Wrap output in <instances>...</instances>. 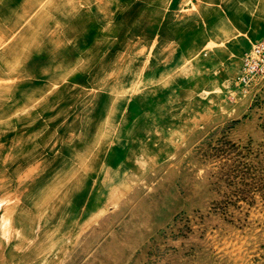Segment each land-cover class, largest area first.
<instances>
[{"label": "rangeland", "instance_id": "obj_1", "mask_svg": "<svg viewBox=\"0 0 264 264\" xmlns=\"http://www.w3.org/2000/svg\"><path fill=\"white\" fill-rule=\"evenodd\" d=\"M15 1L0 0V82L26 85L35 35L29 21L38 11L40 22L45 7L18 8L15 16ZM197 10L180 9L188 16ZM241 11L253 21L247 31L184 61L181 84L166 82L167 95H153L146 119L120 118L129 101L142 102V86L97 89L115 93L108 112L120 116L103 121L96 151L87 120L58 125L65 135L38 136L47 149L37 151L25 145L30 136H14L36 120L0 121L13 134L0 151V264H264V68L239 81L245 55L264 40V6ZM144 58L119 55L118 79L127 80L132 63ZM18 90L0 87L6 114H14ZM24 90L22 113L57 106L44 104L56 88ZM65 90L80 113L97 95ZM47 122L54 121L42 126L51 127ZM115 143L128 153L108 167Z\"/></svg>", "mask_w": 264, "mask_h": 264}, {"label": "crops", "instance_id": "obj_2", "mask_svg": "<svg viewBox=\"0 0 264 264\" xmlns=\"http://www.w3.org/2000/svg\"><path fill=\"white\" fill-rule=\"evenodd\" d=\"M40 2L17 0L14 4L15 16L23 12L18 11V8L45 7V15L40 16V22L38 11L36 21L34 22L35 18L29 21L31 24L29 32L35 35L30 38L32 48L24 71L29 72L30 80L26 85L0 82V87L19 88L15 92L17 98L15 97L16 103L13 107L14 114L13 112L6 114L4 110L7 104L2 103L6 97L0 96V111L2 109L0 121L10 118L15 121L36 120L37 126H30L14 134L30 136V143L25 145L27 149L33 151L47 149L42 147L41 138L38 139V136L57 135L60 130L65 135L66 128L58 125L77 119L90 121L91 125L85 128L87 136H91L88 145L93 146L96 151L101 145V139L99 141L97 138L103 134V121L118 119L120 115L122 116L120 118L126 115V119L134 121L149 117L152 113L151 107H154L153 95L157 98L167 95V91H162L166 87V82L173 80L172 87L181 84V78L177 76L184 61L199 51H205L210 44L237 39L239 30L246 32L253 23L251 19L248 22L243 20L246 13L241 9L247 6L254 8L264 6V0H45L44 4ZM193 7L198 10L192 16L183 15L180 11V9L189 11ZM29 13L32 15L33 11ZM257 23L261 25V21ZM260 33L261 31L254 33L251 39L258 38ZM134 44L135 46L140 44L141 48H130ZM123 45H126L128 50H123ZM138 54L145 58L135 60L127 80L120 79L122 83H119L118 73L123 67L119 69L117 57ZM77 64L79 67L74 69ZM2 70L5 69L0 67V71ZM134 72L139 74L137 80H134ZM137 86L146 89L142 95V104L135 98L129 101L127 111L120 115L110 110L108 112L111 104H115L116 101L114 92H96L102 87L129 89ZM43 87L56 88L55 91H50L51 95L44 97L46 100L44 104L52 103L53 106L55 104L57 106L52 110L46 106L40 111L22 113L25 96L22 97L21 94L25 93L24 89L29 88L31 93ZM69 87L94 89L97 95H94L87 104L88 111L80 113L72 110L71 103L74 105V97L65 90ZM139 103L140 105H137ZM19 108L21 113L18 112ZM45 121L54 122H47L51 123V127L42 126ZM12 135L7 133L5 125L0 126V151L7 145L6 137L10 138ZM83 143L85 151L87 144L85 141ZM108 152L104 161L108 163V167H117L119 161H124L128 150L115 143L111 144ZM21 166V162L14 165L15 168ZM82 194L80 198L85 199V193Z\"/></svg>", "mask_w": 264, "mask_h": 264}, {"label": "built area", "instance_id": "obj_3", "mask_svg": "<svg viewBox=\"0 0 264 264\" xmlns=\"http://www.w3.org/2000/svg\"><path fill=\"white\" fill-rule=\"evenodd\" d=\"M264 68V40L247 53L243 63V74L239 81L246 83L251 75L262 72Z\"/></svg>", "mask_w": 264, "mask_h": 264}]
</instances>
